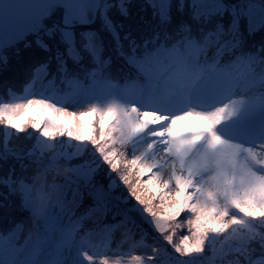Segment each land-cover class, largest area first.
Segmentation results:
<instances>
[{
  "label": "snow or ice",
  "instance_id": "snow-or-ice-1",
  "mask_svg": "<svg viewBox=\"0 0 264 264\" xmlns=\"http://www.w3.org/2000/svg\"><path fill=\"white\" fill-rule=\"evenodd\" d=\"M0 264H264V0H0Z\"/></svg>",
  "mask_w": 264,
  "mask_h": 264
},
{
  "label": "trees",
  "instance_id": "trees-1",
  "mask_svg": "<svg viewBox=\"0 0 264 264\" xmlns=\"http://www.w3.org/2000/svg\"><path fill=\"white\" fill-rule=\"evenodd\" d=\"M86 203H87V201H86Z\"/></svg>",
  "mask_w": 264,
  "mask_h": 264
}]
</instances>
